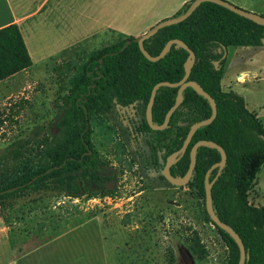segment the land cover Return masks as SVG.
I'll use <instances>...</instances> for the list:
<instances>
[{
    "label": "trees",
    "instance_id": "obj_1",
    "mask_svg": "<svg viewBox=\"0 0 264 264\" xmlns=\"http://www.w3.org/2000/svg\"><path fill=\"white\" fill-rule=\"evenodd\" d=\"M187 6L185 3L173 16L183 13ZM263 36L264 27L204 2L182 22L162 28L143 41V48L151 57L169 40L182 42L194 55L188 81L213 100L216 114L209 125L195 130L184 154L170 166L168 173L173 177L185 173L189 150L198 141L212 142L224 151V167L210 190L211 207L219 221L239 237L247 255L244 264H264V206L254 207L247 202V192L264 162V129L255 114L245 108L243 99L233 92L221 91L219 83L226 61V56L222 58L223 51L228 47H260ZM118 37L119 41L89 52L71 77L54 131L15 140L0 151V205L25 191H60L68 198H78L84 195V183L92 184L101 196L111 195L105 184L111 178L98 175L100 162L89 143L91 119L104 115L115 104H136L145 110L152 87L160 82L177 83L184 75L187 59L185 50L172 45L162 59L148 62L133 37ZM30 65L17 26L0 28V81ZM175 96L173 88L156 90L151 107L153 125L162 123ZM181 97L165 129L152 131L144 122L141 125L148 146L154 154H161L164 162L181 147L190 125L207 119L211 112L208 101L194 89H184ZM185 116L190 117V122L182 125ZM218 161L217 150L196 149L185 188L194 191L203 205L204 175ZM215 173L216 169L209 173L208 182ZM204 215L225 246V264H236L235 243L211 223L205 209ZM189 250L196 253L194 246L190 245Z\"/></svg>",
    "mask_w": 264,
    "mask_h": 264
},
{
    "label": "rangeland",
    "instance_id": "obj_2",
    "mask_svg": "<svg viewBox=\"0 0 264 264\" xmlns=\"http://www.w3.org/2000/svg\"><path fill=\"white\" fill-rule=\"evenodd\" d=\"M67 1L53 20L57 29L34 32L29 48L43 46L49 39L70 42L66 27L76 25L78 19L66 12ZM222 1L264 17V0ZM173 14L165 17L162 12L164 17L154 23L150 16L143 26L124 32L138 37ZM119 40L102 30L0 83V151L15 140L54 131L69 80L88 53ZM225 52L221 89L230 87L227 92L240 96L246 109L263 120L259 109L264 107V82L243 86L246 78L240 74L234 78L246 70L264 72V46L228 47ZM133 110L112 106L109 113L90 122L89 143L100 162L99 176L111 178L105 182L111 195L101 196L92 184L84 183V195L78 198H68L60 191H25L4 202L0 205V264L226 263L225 246L205 220L203 201L194 191L167 182L160 174L163 156L154 154L145 138L135 139L126 130L128 119L135 123L145 119L142 106ZM189 122L185 116L181 124ZM256 197L255 206H264L261 167L247 192V202L253 206ZM190 245L196 253L189 250Z\"/></svg>",
    "mask_w": 264,
    "mask_h": 264
},
{
    "label": "crops",
    "instance_id": "obj_3",
    "mask_svg": "<svg viewBox=\"0 0 264 264\" xmlns=\"http://www.w3.org/2000/svg\"><path fill=\"white\" fill-rule=\"evenodd\" d=\"M65 1L66 0H0V28L10 24L17 26L31 61V65L28 68L5 78L0 81V83L19 77V75L29 70L35 64L56 57L68 48L80 45L87 39L96 36L102 30L113 34L114 38L119 35L134 38L135 36L133 33L126 34L124 29L141 27L144 25L143 21L150 16L152 17V23H154L164 16L167 17L173 13L175 14L185 3L191 0H69L66 2L67 5H65L64 8L66 12L69 11L75 14L78 19L76 25L72 24L70 28L68 26L66 27L68 34L66 38H70L67 40L70 42L66 43L65 39L61 44V42L57 40L49 39L43 46L34 44L33 47L29 48L28 42H31L34 32L37 34V32L43 28H49V31L57 29V24L53 23V20L57 12L63 8L61 6ZM75 2L76 6H74ZM162 12H165L164 16H161ZM32 57H34L35 61L32 60ZM263 73L261 74L260 71L257 70H246L237 73L234 79H237V76L240 74L243 78H246L243 86H258L264 82ZM229 89L230 87L225 90L221 89V91L227 92ZM259 110H262L264 114V107H261ZM249 112L255 114L264 129V116L262 117L263 120H260V116L253 110ZM261 168L264 174V162ZM257 200L256 197L253 206L261 207L255 206Z\"/></svg>",
    "mask_w": 264,
    "mask_h": 264
},
{
    "label": "water",
    "instance_id": "obj_4",
    "mask_svg": "<svg viewBox=\"0 0 264 264\" xmlns=\"http://www.w3.org/2000/svg\"><path fill=\"white\" fill-rule=\"evenodd\" d=\"M204 2L215 4V5H217L221 8H224V9L228 10L229 12H231V13H233V14L241 17V18H244V19H246V20H248V21H250V22H252L258 26L264 27V17L243 11L241 9H238V8L230 5L229 3L225 2V1H222V0H191L190 2H188V6L185 9V11L183 13H181L180 15L172 16L170 18L163 19V20L157 22L152 27H150L143 34L139 35L138 37L133 38V42L136 43L139 52L144 57V59L147 60L148 62H156V61L162 59L164 57V55L169 51V49L172 45L180 47L187 52V59H186V62L184 64L185 72H184L183 77L177 83H174V84H170L167 82H160V83L155 84L152 87L148 101H147V104L145 106V111H144L145 121H146V124L149 127V129L152 131H161V130L165 129L167 127V124H168V121H169L171 114L180 105V103L182 101L181 93L186 88L194 89L198 95H200L201 97H203L204 99H206L208 101L210 108H211V112H210L209 117L207 119L198 121V122L190 125L181 147L177 151L173 152L172 154H170L169 156L166 157L163 168L160 171V174L167 182H169V183H171L177 187L183 188L187 185V183L190 179V176H191V173H192V170L194 167L196 149L198 147H209V148H213V149L217 150V152L219 153V161L217 163L213 164L206 171L204 178H203V183H204V186H203V189H204V209H205V213H206L207 217L209 218V220L211 221V223L215 227H217L218 229H220L221 231L226 233L232 239V241L235 243L237 250H238V260H237L236 264H244V262L247 260V255L245 254L243 245H242L239 237L236 235V233L230 227H228L227 225H225L219 221V219L214 215V213L212 211V207H211L210 190H211V186H212L213 182L218 177L222 168L224 167V164H225L224 151L219 146H217L216 144H214L212 142L198 141V142L194 143L193 146L189 150V155H188L189 163H188V167H187L185 173L181 177H173V176L169 175V173H168L170 166L184 154L186 147H187L193 133L195 132V130L200 128V127L209 125L213 121L215 114H216V108H215L213 100L206 93H204L203 91L198 89L194 82L188 81L189 69H190V66L194 60V55L182 42H180L178 40L167 41L164 44V46L162 47V49L160 50V52L155 57L149 56L143 48V41L154 36L162 28H165V27H168L170 25H175L177 23L182 22L187 17H189L191 15V13L201 3H204ZM260 43L262 46H264V36H263V38L260 39ZM127 44H128V42L126 43V45ZM225 55H226V52L224 50L222 58H224ZM213 65H214V67H216L217 63L215 62ZM160 87H168V88L176 89V96H175V101H174L173 105L166 111V113L163 117L162 123L160 125H153L151 122V107L153 104L155 92ZM86 154H90V151H88ZM213 169H216L215 176H214L213 180L208 182V179H207L208 175Z\"/></svg>",
    "mask_w": 264,
    "mask_h": 264
},
{
    "label": "flooded vegetation",
    "instance_id": "obj_5",
    "mask_svg": "<svg viewBox=\"0 0 264 264\" xmlns=\"http://www.w3.org/2000/svg\"><path fill=\"white\" fill-rule=\"evenodd\" d=\"M113 106H116L117 108L121 109V110H130L131 112L132 111H135L133 110L134 107L136 106V104L134 105H129V106H119V105H113ZM112 108V107H111ZM110 108V110H111ZM110 110L107 112L109 113ZM145 111V110H144ZM105 113V114H107ZM133 118L132 120L131 119H128L127 122H126V130L129 131V134L131 137H134L135 139H139V138H145L144 135L142 134V130H141V125L142 123L144 122L146 124V121L145 119L143 121H139V123H135L133 122ZM147 125V124H146ZM88 152V151H87ZM86 152V153H87ZM99 175V174H98ZM101 178H105V177H101Z\"/></svg>",
    "mask_w": 264,
    "mask_h": 264
}]
</instances>
